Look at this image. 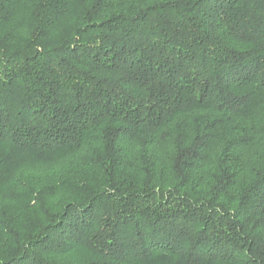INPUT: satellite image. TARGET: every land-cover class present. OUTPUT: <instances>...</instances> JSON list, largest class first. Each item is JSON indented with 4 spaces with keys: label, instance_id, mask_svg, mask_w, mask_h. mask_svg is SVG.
I'll return each mask as SVG.
<instances>
[{
    "label": "trees",
    "instance_id": "obj_1",
    "mask_svg": "<svg viewBox=\"0 0 264 264\" xmlns=\"http://www.w3.org/2000/svg\"><path fill=\"white\" fill-rule=\"evenodd\" d=\"M0 264H264V0H0Z\"/></svg>",
    "mask_w": 264,
    "mask_h": 264
}]
</instances>
